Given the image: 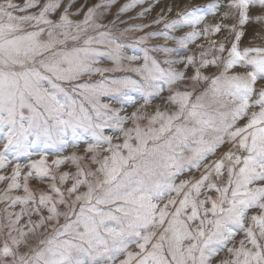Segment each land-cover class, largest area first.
Segmentation results:
<instances>
[{"label": "snow or ice", "instance_id": "obj_1", "mask_svg": "<svg viewBox=\"0 0 264 264\" xmlns=\"http://www.w3.org/2000/svg\"><path fill=\"white\" fill-rule=\"evenodd\" d=\"M117 2H0V264H264V0Z\"/></svg>", "mask_w": 264, "mask_h": 264}, {"label": "rangeland", "instance_id": "obj_2", "mask_svg": "<svg viewBox=\"0 0 264 264\" xmlns=\"http://www.w3.org/2000/svg\"><path fill=\"white\" fill-rule=\"evenodd\" d=\"M0 2H3V0H0ZM19 2L23 3V0H19ZM99 2H100V0H87V4H85V0H77V3L75 5V7L72 9V11H75L77 8L81 7V5H85V11H86L88 6H92V5L99 3ZM128 2H129V0H118L117 4L113 7L111 14L108 16L105 23H107L108 20L114 19L115 13L119 9V7H121L123 4L128 3ZM207 2H208V0H196L197 4H203V3H207ZM165 3L170 4V3H172V0H165ZM163 6H164L163 4L158 5L157 8L155 9V11L151 15H149V17L146 21L130 20V17H135L138 14V12L142 10L140 7H137L133 11L125 14L124 16L121 17V19L129 21L130 24L150 22L152 19H154L157 16V14L160 12L161 7H163ZM75 18L76 19H82L83 13H81L80 16L75 17ZM174 18H175V13H173L171 16H169V19H174ZM123 26H126V25H122V27ZM159 27L162 28L163 25H160ZM254 29H256L255 25L248 26L246 36L242 41V46L264 45V39H261L260 36H256L254 43H250V40L252 39V36H253ZM151 30H158V29H148V31H151ZM137 35H139V34H137ZM216 38L219 40V39H222L223 37L219 36ZM102 66H111V65L107 64V65H102ZM94 79H99V77H94ZM66 154H68V153H66ZM34 158H38V157H34ZM64 170H68V169L64 168ZM33 184H35V182H33ZM20 194H22V193H20Z\"/></svg>", "mask_w": 264, "mask_h": 264}]
</instances>
